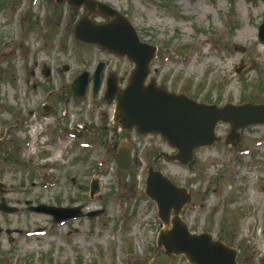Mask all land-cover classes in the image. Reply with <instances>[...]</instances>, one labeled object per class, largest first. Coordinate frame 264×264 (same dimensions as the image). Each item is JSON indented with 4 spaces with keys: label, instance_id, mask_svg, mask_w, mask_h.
I'll use <instances>...</instances> for the list:
<instances>
[{
    "label": "rangeland",
    "instance_id": "rangeland-1",
    "mask_svg": "<svg viewBox=\"0 0 264 264\" xmlns=\"http://www.w3.org/2000/svg\"><path fill=\"white\" fill-rule=\"evenodd\" d=\"M98 1L126 16L140 40L158 48L151 64L158 84L205 104L264 103V45L257 40L263 0ZM82 14L52 0H0V199L17 209L0 211V264H188L159 254L163 225L144 195L149 167L172 154L161 138L127 137L135 163L123 173L111 143L86 133L60 136L51 132L57 115H40L43 104L98 61L126 65L73 40V22ZM63 65L69 71L62 72ZM46 66L53 70L47 80ZM63 106L70 128L112 109L89 98L66 97ZM228 133L227 125L217 127L218 136ZM241 136L234 148L223 139L198 150L191 168L163 158L157 169L193 196L180 215L191 231L209 232L236 249L237 264H264V124ZM93 180L99 192L92 199ZM44 204L99 214L54 224L29 210Z\"/></svg>",
    "mask_w": 264,
    "mask_h": 264
},
{
    "label": "water",
    "instance_id": "water-1",
    "mask_svg": "<svg viewBox=\"0 0 264 264\" xmlns=\"http://www.w3.org/2000/svg\"><path fill=\"white\" fill-rule=\"evenodd\" d=\"M57 4L67 3L76 10L84 8L85 15L75 24V41L96 45L108 52L127 58L134 64V70L126 88L120 90L117 81L109 77L105 100L115 101L114 128L121 126L125 133L135 131L137 135H160L176 152L168 159L184 167L195 164V152L221 141L216 136L220 123L229 125L230 133L225 142L236 146L240 132L264 124V104L244 103L224 106L198 103L185 94L169 92L158 86L151 74V63L157 57V47L143 43L129 22L118 11L97 0H53ZM264 1V0H263ZM93 17L108 19L96 23ZM258 43L264 45V23L258 28ZM104 64L99 63L93 76V97L101 88ZM69 68L65 67L64 71ZM89 74L83 72L72 82L76 98L86 95ZM91 133H96L90 131ZM116 167L128 171L131 167V147L122 143L115 155ZM99 192L98 182L91 183V198ZM145 195L156 204L157 215L163 228L159 231L156 244L166 257L184 256L188 264H237V251L221 240L203 232L191 233L187 224L181 220L182 210L191 203L192 197L183 187H178L168 177L154 167L148 170ZM31 212L46 214L55 224L81 217H96L99 213L83 214L80 208H56L39 205L29 208ZM0 211L6 214L17 212L8 207L2 198ZM1 233V230H0Z\"/></svg>",
    "mask_w": 264,
    "mask_h": 264
},
{
    "label": "flooded vegetation",
    "instance_id": "flooded-vegetation-1",
    "mask_svg": "<svg viewBox=\"0 0 264 264\" xmlns=\"http://www.w3.org/2000/svg\"><path fill=\"white\" fill-rule=\"evenodd\" d=\"M100 22H105V21L101 20ZM84 46H88V45H84ZM88 47H92L98 51H101V53L104 54L106 58L112 57L113 59H116V60L117 59L123 60V62L126 64L125 66H120L118 64H114L113 60H108V59H106V61H104V60L98 61V63L102 62L104 64L105 70L103 73V82H102V85L100 88V92L96 98H93L91 92H92V86H93L92 76H93V72L96 70V66L98 63L92 69L91 73L87 71L88 73H90L89 85H88L87 95L84 99H82V101L89 98L92 100V102L102 101V102L109 103L110 106H112L111 112L108 113V112L98 111V113H96L93 116L92 120L91 121L89 120L88 125L79 126L76 128H70L69 122L67 120V112H66L65 106L60 107V105H61V103H63V104L65 103L66 97H69V100L71 99L74 102H77L79 100L78 98H76L74 96V93L72 91V82H73L74 78L78 75L77 74L74 78H72V80L70 82V86H69L70 88L68 86H65V85L62 86L65 89L68 87L69 88L68 91H63L60 94H56L55 96H57V98H53V97H55V96H53L52 98H50V100L52 99L51 101L43 104V106L41 107V109L39 111L40 115H41V117L47 116V115H57L56 128L52 129L51 132L54 131V133L59 134L60 136H62L61 134H66V135H72L73 134L76 137L77 136L80 137L81 135H79L78 132H80L81 130H85L83 134L86 133L90 137L101 139V141L107 142V144L111 143L113 145L112 151H115V152L117 151V148L119 147L121 142L128 143L131 145L132 154H134V145L131 144L130 142H127L126 139H128L127 137L131 136L132 134H134L135 136H137V135L135 133L125 134L121 130L114 129L112 127L114 103L107 102L103 97V92L106 89V79L108 78L109 75H111L112 79L117 80V83H118L120 88H124L128 84L130 74H131L134 67L126 58H119V57H117V56H115V55H113V54H111L105 50L100 49L97 46H88ZM25 52L27 53V51H25ZM35 65H36V68H39V71H41V67L38 66L36 62H35ZM65 67H67V65L62 66V72L64 71ZM110 67H111V69L109 70ZM35 70L36 69L32 70V76L35 75ZM52 71L53 70L50 67H47V66L44 67V69L42 70V75L46 78V80L50 76H52V73H51ZM57 80H58V77H57ZM58 81L60 82V84L63 82L60 79ZM51 102L53 104H51ZM94 109H95V106H93V110ZM26 114L29 116L35 115V114L37 116H39L38 111H36V112L28 111V112H26ZM27 120H32V119L27 118ZM23 121H24L23 118L22 119L20 118L19 124H21ZM34 122L35 121L33 120L31 125H33ZM27 123H28V125H30L29 122H27ZM36 129H38V128H36ZM36 129L34 131H36ZM90 131H95L97 133L93 134ZM102 132H108V133L103 134ZM117 132L120 133L121 136H119V134H117ZM120 137H123V141L117 142V139H119ZM137 137L140 138L139 136H137ZM134 163H135V161H134Z\"/></svg>",
    "mask_w": 264,
    "mask_h": 264
},
{
    "label": "bare ground",
    "instance_id": "bare-ground-1",
    "mask_svg": "<svg viewBox=\"0 0 264 264\" xmlns=\"http://www.w3.org/2000/svg\"><path fill=\"white\" fill-rule=\"evenodd\" d=\"M34 133V132H33Z\"/></svg>",
    "mask_w": 264,
    "mask_h": 264
}]
</instances>
